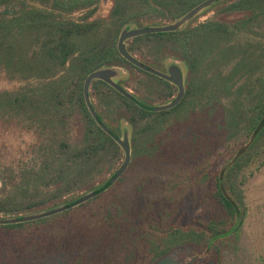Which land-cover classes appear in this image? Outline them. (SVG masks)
<instances>
[{
    "label": "rangeland",
    "instance_id": "1",
    "mask_svg": "<svg viewBox=\"0 0 264 264\" xmlns=\"http://www.w3.org/2000/svg\"><path fill=\"white\" fill-rule=\"evenodd\" d=\"M142 1L123 0V3L115 8V13L111 14L114 0H98V12L96 14L89 15L86 8L78 10L69 15V18L72 19L71 22H76H73V26L70 23L68 28L70 30L80 29L85 37L89 32L95 31L97 26H101L100 33L102 36L99 43H105L111 39L115 41L117 46L119 36L125 28L174 22L185 14L176 19L170 17L159 19V17L156 18L157 21L149 23L145 17L151 18L154 15L153 8L157 4L154 2L143 4ZM234 1L223 0L214 6L212 4L191 18L180 29L217 21H226L234 26L232 33L221 34L220 48L211 57L212 62L211 60H206V63L200 62L194 74H191L193 69L189 63L171 49L162 55L159 63L154 59L146 60L143 58L141 52L150 57L154 56L147 50H143V46L146 45V40L156 41V37H148L142 40L135 38V36L127 40V45L130 44L132 48L133 46L137 48L136 50L134 47L132 53L147 65L164 72L166 68L161 66V63L166 66L176 64L183 69L187 88L186 96L182 100L183 104L180 106L176 108L174 106L164 114H155V112L142 114L138 108L129 107L125 99L117 98V101L124 106V113L116 114L107 108L108 106L105 105L102 96L96 94L93 96L91 90L93 105H97L95 108L98 113L101 109L109 111L110 117L115 118V120L110 123L105 117L106 121L115 127L121 138L127 137L129 139L132 148L130 165L113 184L115 185L113 188L115 193L129 195L136 192L139 197H142L141 191L150 190L152 198L156 201L163 200L165 202L170 195L172 199L182 202L179 207L175 208L179 210L177 212L183 208H188L190 203L193 205L194 202L202 201L207 196L206 206L209 207L208 212L212 211L214 202L211 200V193L214 189L216 170L221 169L225 164L229 171L228 167L232 166V160L235 156L248 148L255 137V128L250 133H244L238 127L232 128L233 118L230 110L232 109V113L239 110V115H241L243 104L248 103V100L251 102L249 96L260 90L261 81L264 79V0H261L259 4L256 2L251 9L252 11L244 10L248 14L253 13L244 27L240 25L241 23L236 24V21L243 15V10L234 12L225 8L226 5L233 8ZM23 4H26L24 0H17L0 7V9L8 8V11L17 12L23 7ZM138 13H142V15L140 16ZM109 14H111L110 18ZM101 17L104 20L103 23V20L99 19ZM45 37L46 34H43L42 38ZM42 40L40 39L39 43ZM169 42H173V40L170 39ZM44 43L46 46L48 45L47 41ZM221 49L225 52L223 54H227L229 57H220ZM44 57L47 59V68L45 67L44 71L46 75L44 76H47L54 70L56 64L51 63L50 53L47 50ZM221 60L222 62L219 63ZM90 66L91 63L86 60L80 59L78 61L79 69L77 72L82 74V89H84L85 78L89 74L86 69ZM67 67H69L68 64ZM102 67L118 69L119 74L115 80L124 83L148 108L157 107L172 99L174 87L170 86V91H172L170 96L169 90L164 88L158 77L141 72L119 57ZM238 67L241 69L237 70ZM218 68L226 75L232 72V81L228 84L230 91L221 89L218 92L217 90L220 88L210 87L214 86L211 83L207 88L208 90L205 88L207 84L202 85L203 88L201 89V82L205 84V80L208 82L210 78L216 81L219 79ZM77 76V73H73L67 81L54 83L53 85L58 86V93H55V88L51 89L54 92H50L48 95L49 101L58 102L56 97H61L60 86L66 84L67 87L63 91L66 92L65 95L72 102ZM201 78L205 79L204 82ZM44 81L47 82V80H43L39 83L43 84ZM27 84V81L20 80L10 73L0 75V93L6 90H17ZM216 93L219 95H215ZM46 94L42 96V99H46ZM70 105L73 109L72 113L63 124L47 125V128L44 127V131L40 133L24 119L22 122L18 119L6 118L0 112V208H3L0 209V218L21 217L28 213L66 204L63 199H69V193L60 196L54 191L57 185L44 184V181H39L38 178L33 177V173L30 171L23 172V170L30 168L29 166L34 163V159L38 161L39 151L37 147L39 144L55 143L61 140L76 146L82 144L86 127L84 116H87V112L83 106L81 107L75 102ZM130 114H132V119L129 118ZM52 119L55 120L54 114H52ZM148 131L150 134L152 133L153 137L145 139V136L143 138ZM242 133L244 134L242 135ZM102 138L112 152L108 155V161L101 167L100 177L94 180L92 186L111 178L125 158V151L121 144L115 143L105 136ZM157 142L158 148L155 146ZM226 143L231 144L227 151H225ZM229 159L230 161H228ZM246 160L242 162L240 167L235 168V172L227 173V186L230 188L231 182H235L241 192L240 196L246 212L240 247L227 253L226 264H264V147L259 151L252 152ZM201 164H205V166L200 169ZM11 169L14 175L11 174L10 176ZM203 173H207L208 177L202 179ZM24 174L30 176V180H32L29 188L23 187L24 184L21 185ZM89 191L91 190L81 191L78 193V195L81 194L78 198ZM112 193L113 191L110 190L105 197L112 195ZM185 211L183 209V212ZM182 215V213L179 214V217ZM173 216L176 217L177 215L154 217V219L155 221L160 219L158 224L163 226L168 224L170 219L174 218ZM45 226L42 223L0 224V264H99L103 259L105 250L100 247L98 240H94L80 250L66 253L45 252L22 255V251L26 250L28 242L36 244L39 241V236L44 232ZM193 248V246L180 247L156 264H192L194 261L192 257Z\"/></svg>",
    "mask_w": 264,
    "mask_h": 264
},
{
    "label": "trees",
    "instance_id": "2",
    "mask_svg": "<svg viewBox=\"0 0 264 264\" xmlns=\"http://www.w3.org/2000/svg\"><path fill=\"white\" fill-rule=\"evenodd\" d=\"M13 1L17 0H0V7L11 4ZM24 1L26 4H23V7L17 12L8 11V8L0 9V75L10 73L14 77L28 82L26 86L17 90H6L0 93V112L6 118L18 119L22 122L24 119L40 133L44 131V127L47 128V125L63 124L72 113L73 109L70 104L75 102L77 105L83 106L87 116H84L86 127L82 144L76 146L65 140L39 144L37 147L39 151L38 161L34 159V163L29 166L30 168H25L23 172L30 171L33 173V177L38 178L39 181H44V184L57 185L54 191L60 196L69 193V199H63L66 204L75 202L81 195L78 193L83 190H95L97 195L62 212L34 220L17 222V224L42 223L46 225L44 232L39 236V241L36 244L28 242L26 250L22 251V255L45 252L66 253L80 250L94 240H98L100 247L105 250L104 257L99 264H156L172 254L174 250L184 246L194 247L192 264H226L227 253L240 247L246 212L240 196L241 192L235 182H231L230 188L227 186V173L235 172V168L240 167L244 160L247 161L246 159L252 152L259 151L264 147V79L261 81L260 90L249 96L251 102L248 100V103L243 104L241 115H239V110H235L233 113L232 109L230 110L233 118L232 122L230 121L233 124L232 128L238 127L244 133H250L255 128V137L248 148L235 156L232 160V166L228 167L229 171L225 164L221 169L216 170L214 189L211 193L214 207L211 212H208L209 207L206 206L207 196L202 201L194 202L193 205L190 203L188 208H183L186 210L185 212L183 209L177 212L179 210L175 208L179 207L182 202L172 199L165 191L164 193L168 195L166 202L163 200L156 201L151 197L150 190H143L141 187L140 189L143 190L141 191L142 197H139L136 192L129 195L115 193L113 190L115 185H109L110 178L92 186L94 180L100 177L101 167L108 161V155L112 152L106 142L103 141L102 136L115 143L117 141L100 126L87 107L84 89L81 88L82 74L77 72L79 69L78 61L82 59L91 63V66L86 69L90 73L119 57L141 72L158 77L164 88L169 90L170 96L172 91H170L166 80L128 61L119 52L115 41L109 39L106 41L107 43L100 44L101 26H97L95 31L89 32L85 37L80 29L70 30L68 28L70 23L73 26V22H76H71L70 14L83 8L88 10L89 15L96 14L98 12V0ZM128 1L136 2V0ZM201 1L143 0L141 3L150 4L154 2L157 4L153 8L154 15L152 17L155 18L145 17L146 21L150 23L157 21L156 18L159 17V19L165 17L176 19ZM222 1L218 0L213 6ZM260 1L243 0L240 2V0H235L233 8H230V5H226L225 8L234 12L239 10H243V12L244 10L252 11L253 5L256 2L259 4ZM121 3L123 0H114L111 14L115 13V8ZM111 14H109V18ZM252 14L244 12L236 24L241 23L242 27L246 26ZM138 15L141 16L142 13H138ZM99 19L103 20L102 17ZM233 27L231 23L226 21L205 22L183 30L147 33L137 35L135 38L142 40L148 37L157 38L156 41L146 40L143 50H147L155 56L150 57L141 52L142 57L146 60L154 59L159 63L162 55L171 49L189 63L193 69L191 74H194L200 62L206 63V60L212 59L214 52H218L222 39L221 34L232 33ZM43 34H46L45 38H42ZM168 37L173 42H169ZM40 39H43L41 43H39ZM44 41L48 42L47 46ZM134 47L132 48L128 44L131 52H134L136 48ZM46 50L50 53L51 63L56 65L50 74L44 76L46 75L44 71L47 62L46 57H44ZM221 53L220 57H229L227 54H223L225 52L222 49ZM240 69V67L237 68V70ZM218 71L220 77L217 81L210 78L207 82L204 79L206 82L203 85L207 84L206 90L211 83L214 86L210 87L220 88L219 90L216 89L218 92L221 89L230 91L228 84L232 81V72L226 75L219 68ZM73 73H77L78 76L73 90L72 102L69 101L70 98L63 91L67 87L66 84L60 86L61 97H56L58 102H50L48 95L50 92H54L51 89L55 88V93H58V86L53 84L67 81ZM43 80H47V82L44 81L43 84H40L39 82ZM119 84L125 86L121 81ZM92 87L93 96L95 94L102 96L105 105L108 106L107 108L116 114L124 113V106L117 101V98L125 99L129 107L138 108L142 114H153L154 112L155 114H164L170 111V109L156 111L153 107L142 108L101 79H95ZM45 94L46 99H42ZM181 104L183 102L175 108ZM52 114L55 115V120L52 119ZM105 117L110 123L115 120V118L110 117L108 110L101 109L99 112L100 120L110 126L116 136H119L118 131L106 121ZM129 118L132 119V114L129 115ZM152 137V133L150 134L149 131L143 136L145 139ZM155 146L158 148V142ZM225 147V151H227L231 144L226 143ZM204 166L205 164H201L200 169ZM13 173L11 169L9 175L11 176ZM207 177V173H203L202 179ZM31 182L30 176L24 174L21 185L24 184L23 187L29 188ZM110 190L113 191L112 195L105 197ZM181 213L183 215L179 217ZM167 215L177 216H173L174 218L163 226L158 224L160 219L158 221L154 219V217L161 218Z\"/></svg>",
    "mask_w": 264,
    "mask_h": 264
},
{
    "label": "water",
    "instance_id": "3",
    "mask_svg": "<svg viewBox=\"0 0 264 264\" xmlns=\"http://www.w3.org/2000/svg\"><path fill=\"white\" fill-rule=\"evenodd\" d=\"M218 0H203L193 8H191L189 11H187L183 16H181L178 20L174 22H169L165 24H155V25H149V26H143V27H133V28H125L118 40V49L119 52L131 63L138 66L139 68L146 70L150 73L156 74L160 77L169 79L174 81L178 85V93L176 97L166 103H162L158 105L157 107H154L153 109L156 111L161 110H167L174 106H176L178 103L182 101V99L185 96L186 93V86H185V78L182 68L175 67L174 69L170 70V73H166L160 69L151 67L147 65L146 63L139 60L129 49L127 45V40L135 37L137 35L147 34V33H154V32H168V31H175L182 29L185 24L194 16L201 13L204 9L210 7L212 4L217 2ZM119 74V70L114 67H101L98 69H95L91 71L85 78L84 81V97L85 102L87 104V107L89 108L90 112L92 113L93 117L97 120V122L100 124V126L107 131L109 134H111L115 140L123 146V149L125 151V158L122 162V164L118 167L115 174L110 178L109 185L114 184L121 175L125 172V170L128 168V166L131 163L132 160V148L130 141L127 137L121 138L120 136H116L111 128L105 123L102 122L99 118V113L96 110L95 106L93 105V100L91 96V85L92 82L95 79H102L109 83L111 86H113L115 89H117L119 92H121L126 97L130 98L132 101H134L136 104L141 106L142 108H148V106L142 102V100L137 97L132 91L129 89L122 87L115 78ZM97 195V192L95 190H91L87 192L86 194L79 197L75 202L70 204H62L59 206H56L54 208H50L47 210L34 212V213H28L21 217L18 216H11V217H1L0 218V224L4 223H16L20 221H28V220H34L46 216H50L59 212H62L68 208L74 207L76 205L82 204L91 198L95 197Z\"/></svg>",
    "mask_w": 264,
    "mask_h": 264
},
{
    "label": "flooded vegetation",
    "instance_id": "4",
    "mask_svg": "<svg viewBox=\"0 0 264 264\" xmlns=\"http://www.w3.org/2000/svg\"><path fill=\"white\" fill-rule=\"evenodd\" d=\"M175 63V62H174ZM161 66H163V67H165L166 68V73H170V70L171 69H174L175 67H178V68H181L180 66H178V65H176V64H169L168 66H166V65H163L162 63H161ZM169 70V71H168ZM183 70V69H182ZM156 75V74H155ZM158 76V75H157ZM160 77V76H159ZM161 78H163V77H161ZM164 80H166L167 82H168V84L167 83H165V84H167L168 85V87H174V89L173 90H175L174 91V94H173V96L171 97L172 99H170L169 101H171V100H173L175 97H176V95H177V93H178V85L174 82V81H172V80H169V79H166V78H163ZM202 80H203V78H201ZM102 80V79H101ZM185 81V80H184ZM118 83H119V81H117ZM203 82H204V80H203ZM93 83V82H92ZM185 83H186V81H185ZM204 83H202L201 82V89L203 88L202 87V85H203ZM186 85V84H185ZM123 87V86H122ZM125 88H127L126 86H124ZM187 88V87H186ZM128 89V88H127ZM91 90H92V85H91ZM185 96H186V93H185ZM185 96H184V98H185ZM183 98V99H184ZM182 99V100H183ZM168 102V101H167ZM181 102H183V101H181ZM180 102V103H181ZM180 103H178L177 105H179ZM176 105V106H177Z\"/></svg>",
    "mask_w": 264,
    "mask_h": 264
}]
</instances>
